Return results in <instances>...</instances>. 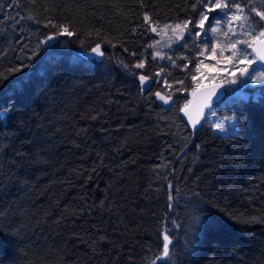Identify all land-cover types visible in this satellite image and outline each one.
Instances as JSON below:
<instances>
[{"label": "trees", "instance_id": "trees-1", "mask_svg": "<svg viewBox=\"0 0 264 264\" xmlns=\"http://www.w3.org/2000/svg\"><path fill=\"white\" fill-rule=\"evenodd\" d=\"M194 2L0 0V264H152L165 230L174 264H264V88H243L241 102L227 87L220 114L238 135L192 134L179 117L194 90L183 73L176 109L132 74L159 70L144 13L158 30L195 21ZM47 20L75 35L37 49L56 31ZM97 43L104 55L85 59Z\"/></svg>", "mask_w": 264, "mask_h": 264}, {"label": "snow or ice", "instance_id": "snow-or-ice-1", "mask_svg": "<svg viewBox=\"0 0 264 264\" xmlns=\"http://www.w3.org/2000/svg\"><path fill=\"white\" fill-rule=\"evenodd\" d=\"M258 2L264 4V0H258ZM141 6H143V4H141ZM191 8L195 13V21L193 17H189L185 20L177 22L174 25L166 24L164 25V29L171 28L173 32H179L181 36L183 35L184 31L187 30V35L189 39L199 37L201 36V34H203V36L206 38L209 33H211L213 36H215L217 33H220L224 37H226L227 42L221 47L220 55L223 57V52L226 49L232 53L231 56L224 57L226 63L233 64L234 59L238 58L240 64L246 65L243 68H238L232 71V76L236 77V71L238 70L239 76L235 79L228 80L227 83L230 85H237L236 88L230 89V91L233 93L234 96L238 97L241 102H247L249 100V97L242 94L241 90L243 88L252 84L264 86V71H262L260 75H257L258 69H252V71L249 72V68L252 66L253 63L256 62L257 59L264 63V8H258L256 6V3L250 2V0H244V2H241V0H195V2L191 4ZM210 13H216V15L210 17ZM255 17H259V20H256ZM27 18L35 19L34 17ZM143 20L144 22L149 24V28L146 29V31L150 30L151 32L156 33L157 35L160 34L157 30L158 26H153L154 22L151 21V18L147 12L144 13ZM210 20L212 21V23H208ZM37 23H39V21H37ZM222 23L226 24L227 31L221 32L220 25ZM189 25L192 26L191 29H189ZM49 26L53 29H56L55 33L48 34L44 40H40L36 45L37 49L41 45H46L49 41L55 40L58 36L72 37L73 35H75V33L69 29V26L67 24L58 25L53 23L51 20H47V22L45 23V27ZM196 28L201 29V32H195L194 29ZM257 29H259V31H257ZM245 36L249 37V39H244L243 37ZM233 37L236 38L233 39ZM201 43L204 45V47L199 52V55H204L205 52H208V58H214L216 54V47L209 48V44L211 43V41L205 39L201 41ZM237 45H244L245 47L238 48ZM186 46V43L185 45H182V47ZM149 47H153V45H149ZM249 48H251L253 52L256 53V56L252 59H249V56L251 55V53L248 52ZM30 51L32 52V55H35V50ZM92 51L98 56L102 57L104 55V52L101 50L99 43H97V45L92 49ZM132 54L135 55V53ZM158 55L159 53H155L153 55V58L155 59ZM30 58L31 56L29 57V59ZM160 58L164 59L163 56H161ZM169 59H171V57H169ZM173 65H175V61H173ZM144 66L145 65L143 60L134 65V67L138 69H142L144 68ZM202 66H205L203 65V61H197L195 65V71L198 72ZM22 67H27V65H22L21 67H13L9 69V72H20L22 70ZM125 67H127V65H125ZM181 67L187 68V65H182ZM161 71H163V69H161ZM132 74L138 75L141 85H145L141 89L142 92L151 91L152 85L146 83L149 79L148 76L138 73ZM157 75H159V73H157ZM4 79H7V76L0 74V83H2ZM192 79H197L195 74H193ZM177 83L183 84V81H177ZM24 85L25 79L21 78L17 81L12 82L9 87L15 93L18 90L22 91ZM197 87L199 88L201 87V85H197ZM183 90L184 89H177L176 91ZM219 95L222 96L223 93H219ZM155 96L159 100H162L165 104H168L172 98L171 95L167 96V98L165 96H162L160 91H157L155 93ZM213 96H217V92L215 90L207 93L206 96L203 98V106L209 107L210 115L215 114L214 111L211 109V105L214 103L212 100ZM188 109L189 103H185L182 111L184 112V115L188 117L192 128L195 130L196 125L199 124L200 121L199 119L193 121ZM3 118L4 111L0 109V119ZM214 127L217 131L223 133L225 136L239 134L235 130V125L230 124L228 127H225V124L223 122H219L216 123ZM171 187V184H169V188ZM168 198L169 200L172 199L171 194H169ZM171 207L172 205L169 204V208ZM192 207L194 211L191 223L197 224L199 223V216L196 214L195 211L198 208L197 203L194 202ZM173 223L175 224V221H173ZM189 231H191V228H189ZM161 235L163 238L162 248L161 251L157 253L155 259L152 260V264H156L157 261H161L162 264H174L172 258L173 253L172 249L170 248V245H172V240L170 238L171 233L170 231L165 230L161 233Z\"/></svg>", "mask_w": 264, "mask_h": 264}, {"label": "rangeland", "instance_id": "rangeland-1", "mask_svg": "<svg viewBox=\"0 0 264 264\" xmlns=\"http://www.w3.org/2000/svg\"><path fill=\"white\" fill-rule=\"evenodd\" d=\"M253 3H256V6L258 8H264V4H261L258 2V0H253ZM211 14V13H210ZM209 14V15H210ZM216 14V13H212ZM208 23H212L210 20ZM238 23V22H236ZM176 24V23H174ZM171 24V25H174ZM207 27V25H206ZM221 27V32L227 31V26L226 24L222 23L220 25ZM189 27V29H191ZM239 30V29H238ZM195 32H201V29L196 28L194 29ZM158 32L160 33L157 35V40L153 43V47H151L152 54L154 55L155 53H159L158 56L153 60L154 63L156 64V68L159 69L157 73L159 75L155 74L154 80L148 79L146 82L147 84H154L156 86H159L163 92V95L167 98V96L172 95L173 92H181V91H176L177 89H181L184 86L182 84L177 83L179 81L178 78V73L182 72L183 73V78L189 85H191L194 89L198 88L197 85H207L211 84L214 82H224L226 84V95H227V87H230L231 89L236 88L237 85H230L227 83L228 80L230 79H235L238 77L239 72L238 70L236 71V77L232 76V71L238 69V68H243L246 65L245 64H240L238 61V58L234 59L233 64H228L225 62L224 57H229L232 55V53L228 50H224L223 52V57L220 55V50L221 47L226 44L227 38L224 37L222 34L217 33L215 36H213L211 33L208 34V36L205 38L203 34L199 37H195L193 39H189L187 35V30L184 31L183 35L179 32H173L171 28L169 29H164V27H161L158 29ZM224 37V38H223ZM208 40L211 41L209 44V48L211 47H216V54L214 58L209 59V53L205 52L204 55H199V52L201 49L204 47V45L201 43L203 40ZM244 39H248L247 36H245ZM187 44L188 47H191L190 51L192 55L195 57V62H194V67L187 66V68L181 67L184 65V61H186L184 54H181V47L182 45ZM182 47L186 51L188 47ZM238 48L245 47L244 45H237ZM179 49V50H178ZM250 49H248V52H250ZM178 50V51H177ZM179 53V54H178ZM252 53V52H251ZM163 56L164 59H161L160 57ZM171 57V59H169ZM255 57V56H253ZM173 61H175V65H173ZM197 61H203V65L200 68V70L197 72L195 71V65ZM235 65V67H234ZM168 67L170 68L174 76H169L165 73V71H161L162 68ZM189 67V69H188ZM252 71V70H251ZM250 71V72H251ZM264 71V67L258 69L257 75H260ZM193 74L196 75L197 79L193 80L192 76ZM190 77V80H189ZM145 85H142L144 87ZM247 87L251 88H258V87H263L262 85L258 84H252ZM242 91V90H241ZM192 93V91H191ZM232 93V92H231ZM243 94V93H242ZM231 99H237L238 97L234 96L233 93L232 95L229 94ZM226 98V97H225ZM224 98V99H225ZM223 99V100H224ZM227 98L223 101L226 102ZM163 102V101H161ZM188 103V102H186ZM185 104H183L182 107L178 108L181 109L184 107ZM215 107V108H214ZM212 108L214 111V115H210L209 113L206 116V119L204 121V126L207 128H210L213 130L215 133H218L220 135H224L223 133H220L219 131L216 130L214 125L219 122H223L225 124V127H228L230 124L235 125V130H236V120L231 117V116H224L220 114V107H222V103L219 105H216ZM176 109L177 104L175 105L174 103L169 109ZM210 112V111H209Z\"/></svg>", "mask_w": 264, "mask_h": 264}, {"label": "water", "instance_id": "water-1", "mask_svg": "<svg viewBox=\"0 0 264 264\" xmlns=\"http://www.w3.org/2000/svg\"><path fill=\"white\" fill-rule=\"evenodd\" d=\"M100 47L102 50L103 46L100 45ZM254 54L256 56L255 52H254ZM83 56L85 59H89V60H96L99 57H101V56H98L96 53H94L92 50L84 53ZM253 66L255 69H260V68L264 67V63H262L259 59H257L256 62L253 64ZM213 90H215L217 92V96L212 97V100L214 102L211 105V109H212L215 105L220 103L226 96V91H225L226 90V84L224 82L223 83L222 82H214L211 84L203 85L199 88L194 89L189 96V101H188V103H189V109H188L189 114L191 115L193 121H195L197 119H199V121H200V123L196 125L195 130L192 128V125L189 122L188 117L184 115V112L182 111L183 108L180 109L179 117L183 121V123L186 125V127L190 131V133L195 134L203 127L206 116L210 111L209 107L203 106V103H204L203 98L206 96L207 93H209ZM219 93H223V95L221 96V95H219ZM171 97L172 98L168 104H165L163 102L166 109H169L173 104L175 96H171Z\"/></svg>", "mask_w": 264, "mask_h": 264}]
</instances>
